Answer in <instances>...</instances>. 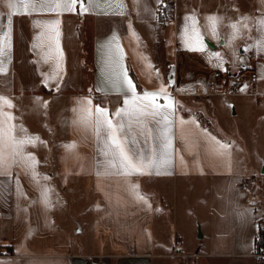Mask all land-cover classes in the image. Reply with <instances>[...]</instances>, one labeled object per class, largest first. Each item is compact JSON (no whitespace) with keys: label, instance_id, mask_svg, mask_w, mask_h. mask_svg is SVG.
I'll list each match as a JSON object with an SVG mask.
<instances>
[{"label":"crops","instance_id":"0c3cea01","mask_svg":"<svg viewBox=\"0 0 264 264\" xmlns=\"http://www.w3.org/2000/svg\"><path fill=\"white\" fill-rule=\"evenodd\" d=\"M172 1L166 17L157 0H123L124 15L111 9L105 15L103 8L80 14L77 5L58 16L22 14L28 10L21 0H0V30H10V51L0 57L7 68L0 95L15 106L5 109L16 117L13 123L43 141L26 147L39 162V184L21 165L0 175V264H258L255 239L264 227V206L249 199L243 181L254 169L264 171V50L256 46L264 39L258 31L264 0ZM9 2L21 13L10 23ZM210 16L221 18L215 35ZM53 19L60 21L62 79L46 81L55 58L41 59L49 47L43 24ZM236 22L248 28L241 24L234 35L229 25ZM113 34L137 93L164 85L176 102L170 163L160 174L105 171L91 127L73 123L81 98L110 116L123 107L122 94L97 91L104 87L101 48ZM190 37L202 51L190 50ZM241 68L258 75L253 94H194L211 71ZM142 119L144 135L135 122L132 133L151 151L155 145L145 136L156 125L150 116ZM216 141L230 147L221 149ZM67 144L75 147L66 150ZM43 186L51 189L48 207Z\"/></svg>","mask_w":264,"mask_h":264},{"label":"snow or ice","instance_id":"6c2138e0","mask_svg":"<svg viewBox=\"0 0 264 264\" xmlns=\"http://www.w3.org/2000/svg\"><path fill=\"white\" fill-rule=\"evenodd\" d=\"M22 7L28 11L22 14H32L33 12H49L55 13L57 16L64 12H73L79 5L80 14L89 12L90 10L105 9L103 14H109L108 9H111V14L124 15L123 0H87L85 5L84 0H21ZM157 3H162V0H157ZM13 13L9 14L7 19L9 23L12 20L13 14H21L19 6L14 3H7ZM99 14V13H98ZM192 27L191 33L195 37L197 43L200 42V33L198 32V24L194 18L190 17ZM247 19V18H244ZM208 27L216 34V29L221 22V18L210 16L206 18ZM37 23V22H34ZM59 23L58 19L50 20L43 24L46 38L49 42L47 51L41 56L43 62L47 63L50 57L55 58L54 71L46 76L47 80H54L59 77L61 71L60 58L62 52L59 49ZM242 24L244 28H248V24L236 22L229 25L234 30V35L238 27ZM258 31L264 35V17L259 21ZM117 37H113L107 41L101 48V64L103 79L101 84L104 86L98 87L97 91H103L104 88H110L116 93L124 96L123 107L117 108L114 113L109 115L106 108L96 105L93 111L92 101L90 98H81L78 101V108H74L73 112L78 113L77 118L73 121L74 124L91 127L98 145V152L104 157L103 167L105 171L108 169L117 170L120 173L145 174L147 170H156L160 174V170L166 168L170 163V149L172 141L169 136L171 123L170 116L175 112V101L172 100L166 91V87L161 85L157 92H144L138 94L136 86L132 79L128 77L127 70L123 65V52L119 44L116 43ZM190 50L202 51L201 47L191 46V37L187 42ZM39 45L34 44L36 48ZM257 49L264 50V39L257 42ZM10 51V30H0V57H4L6 52ZM219 58V54H216ZM5 59L0 58V74L7 72L4 67ZM261 78H264L262 76ZM47 86V85H45ZM59 85H57V88ZM247 85L240 90L243 91ZM159 99H163L164 103H157ZM43 106L47 107V102H43ZM15 106L11 100L0 95V175L6 174V171L12 165H21L30 171L32 179L39 184L41 174L36 172L38 161L35 156L26 151L27 146L36 147L43 144L38 136L29 135L22 125H16L13 121L16 117L5 109H11ZM152 117L156 127L148 128L145 136V143L149 141L154 143L151 151H145L139 144L136 136L132 133L133 122L140 125L143 129L146 125L143 117ZM215 140V137H212ZM221 149L227 150L230 146L221 144ZM66 150L74 148V144L62 145ZM99 174V173H98ZM47 180V177H44ZM138 186H134L136 190ZM49 189L47 186L42 188V202L45 207L51 203L49 199ZM138 199L147 203L146 198L137 193Z\"/></svg>","mask_w":264,"mask_h":264},{"label":"built area","instance_id":"2783aa9c","mask_svg":"<svg viewBox=\"0 0 264 264\" xmlns=\"http://www.w3.org/2000/svg\"><path fill=\"white\" fill-rule=\"evenodd\" d=\"M161 12V10H160ZM258 75L254 69L241 68L237 71L225 70H213L211 71L204 81L202 82L199 89L195 91L197 96H239L243 94H253L254 85L257 81ZM247 85V91L240 89ZM258 264H262L264 258V250L256 252Z\"/></svg>","mask_w":264,"mask_h":264},{"label":"rangeland","instance_id":"374dc122","mask_svg":"<svg viewBox=\"0 0 264 264\" xmlns=\"http://www.w3.org/2000/svg\"><path fill=\"white\" fill-rule=\"evenodd\" d=\"M166 17L169 16L167 15ZM154 49L158 53H160L161 47H160V42L158 40L156 41ZM202 120L205 122L206 119L202 118ZM253 172L252 171L248 172L249 174H247L246 178L244 179L243 185L246 187L248 191L249 199L264 206V171H259L258 168V169H254Z\"/></svg>","mask_w":264,"mask_h":264},{"label":"trees","instance_id":"16d2710c","mask_svg":"<svg viewBox=\"0 0 264 264\" xmlns=\"http://www.w3.org/2000/svg\"><path fill=\"white\" fill-rule=\"evenodd\" d=\"M163 4L161 6V10L163 11L164 15H168L171 17V12L173 9V1L172 0H162ZM255 251L261 252L264 250V227L260 226L258 236L255 239ZM181 264H185L181 262ZM262 264H264V258L262 259Z\"/></svg>","mask_w":264,"mask_h":264},{"label":"water","instance_id":"95a60500","mask_svg":"<svg viewBox=\"0 0 264 264\" xmlns=\"http://www.w3.org/2000/svg\"><path fill=\"white\" fill-rule=\"evenodd\" d=\"M207 44L210 46V43L209 42H207Z\"/></svg>","mask_w":264,"mask_h":264}]
</instances>
